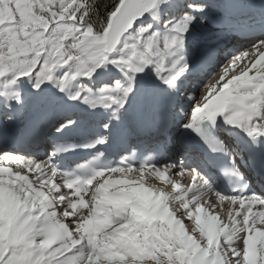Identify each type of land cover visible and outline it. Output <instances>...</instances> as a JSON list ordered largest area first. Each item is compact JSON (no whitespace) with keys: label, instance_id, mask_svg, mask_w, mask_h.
<instances>
[{"label":"snow or ice","instance_id":"1","mask_svg":"<svg viewBox=\"0 0 264 264\" xmlns=\"http://www.w3.org/2000/svg\"><path fill=\"white\" fill-rule=\"evenodd\" d=\"M220 4L0 0V264H264V35L222 53Z\"/></svg>","mask_w":264,"mask_h":264},{"label":"bare ground","instance_id":"2","mask_svg":"<svg viewBox=\"0 0 264 264\" xmlns=\"http://www.w3.org/2000/svg\"><path fill=\"white\" fill-rule=\"evenodd\" d=\"M263 1V0H261ZM221 2H223L224 4L226 3L227 7H233V8H236V6H239L237 9H243V6L244 8L246 7V3H249V2H252V0H221ZM161 14V13H160ZM218 13L214 11V9H212L210 11V15L214 16V15H217ZM165 19H170V15H164L163 16ZM235 21H238L239 18H233ZM163 25L161 24L160 27H162ZM260 25H249L247 26V28L251 29V30H256V31H259L261 27H259ZM258 29V30H257ZM247 39V37H246ZM254 38H249L248 41H247V44L246 46H244L242 49H245L247 48L251 43H254ZM241 49V50H242ZM240 51V50H239ZM237 51V52H239ZM222 57V55H221ZM190 79V78H189ZM184 100L186 101L187 100V96L184 97ZM1 117V116H0ZM5 126L7 127V129L9 130V132L11 133H19L21 132L22 130L26 129L27 128V121H24V122H21V123H11V122H8L5 124ZM153 182H159V181H152L151 178H148V183H153ZM160 185L158 186H162V182H159ZM158 183V184H159ZM215 187V185H214ZM216 189V188H215ZM217 190V189H216ZM67 191V190H66ZM218 191V190H217Z\"/></svg>","mask_w":264,"mask_h":264},{"label":"rangeland","instance_id":"3","mask_svg":"<svg viewBox=\"0 0 264 264\" xmlns=\"http://www.w3.org/2000/svg\"><path fill=\"white\" fill-rule=\"evenodd\" d=\"M165 14H163V13H161L160 14V19L163 21V20H166L163 16H164ZM153 181V180H152ZM153 183H156L157 185H160V183L159 182H153ZM159 183V184H158Z\"/></svg>","mask_w":264,"mask_h":264},{"label":"trees","instance_id":"4","mask_svg":"<svg viewBox=\"0 0 264 264\" xmlns=\"http://www.w3.org/2000/svg\"><path fill=\"white\" fill-rule=\"evenodd\" d=\"M111 0H103V3H110Z\"/></svg>","mask_w":264,"mask_h":264},{"label":"water","instance_id":"5","mask_svg":"<svg viewBox=\"0 0 264 264\" xmlns=\"http://www.w3.org/2000/svg\"><path fill=\"white\" fill-rule=\"evenodd\" d=\"M239 131V130H238Z\"/></svg>","mask_w":264,"mask_h":264}]
</instances>
